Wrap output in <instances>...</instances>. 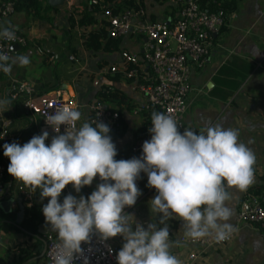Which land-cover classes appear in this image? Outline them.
Wrapping results in <instances>:
<instances>
[{
  "label": "crops",
  "instance_id": "obj_1",
  "mask_svg": "<svg viewBox=\"0 0 264 264\" xmlns=\"http://www.w3.org/2000/svg\"><path fill=\"white\" fill-rule=\"evenodd\" d=\"M136 3L143 9L142 19L166 22L174 19L176 10L168 0L124 1L121 7ZM50 7L54 9L48 20L21 9L14 10L3 21L26 37L25 44H16L18 48L12 49L8 72L0 73V120L7 121L8 135L19 141L4 140L10 145L12 167L4 172V193L0 200L11 198V201L5 209L0 206V222H10L17 228H21L26 201L15 191V167L29 165L31 205L42 201L41 197L33 196L32 188L38 183L40 168V155L33 138L40 135L41 121L37 114L25 112L19 98L9 97L12 79L27 80L38 93L59 94L77 105L81 145L71 174L76 194H83L81 180L97 188L114 179L109 168L126 156L145 121L146 112L139 110L144 97L136 87L149 73L142 58L145 37L128 33L118 37L117 43L107 49L84 48L80 31H96L104 25L106 32L107 20L102 12H95L94 21L79 28L69 25L67 16L71 14L76 19L83 8L90 7L88 0H64L63 4ZM213 37L205 63L201 67L190 66L189 89L182 114L185 129L200 137L199 145L183 152L172 138L168 144L160 146L156 176H143L140 198L124 217L126 225V220L138 215V202L147 198L149 214L142 216L137 228L145 227L155 238L149 242L139 234L137 245L146 248L149 264H156L157 259L165 255H173L180 264H187L190 252L195 254L191 264H260L262 260L260 227L241 220L236 213L243 192H260L264 188V0H236L233 9L225 13L222 28ZM99 40L103 45L105 39ZM121 49L137 55L134 78H126L119 71L103 70L110 65L120 66ZM69 52L76 56V61L67 58ZM109 91L122 97H109ZM92 102L116 110L117 125L107 129L102 124H92L88 107ZM121 127L122 131L117 134ZM215 175L223 177L224 193L215 189ZM57 193L61 200L55 196L56 199L66 203L64 196L58 190ZM199 194H204L213 205L202 215L193 211ZM99 202L88 200L89 211ZM19 204L23 211L16 225L13 221ZM10 212L14 213L13 220L4 216ZM206 230H227L229 236L213 247L177 240L181 234ZM116 233L111 236L115 247ZM38 236L42 234L37 229L34 233L0 229V264H40L41 249L22 258L36 250L33 243ZM116 252L120 260L117 247ZM137 255L133 264H140L138 262L144 259L138 252Z\"/></svg>",
  "mask_w": 264,
  "mask_h": 264
},
{
  "label": "built area",
  "instance_id": "obj_2",
  "mask_svg": "<svg viewBox=\"0 0 264 264\" xmlns=\"http://www.w3.org/2000/svg\"><path fill=\"white\" fill-rule=\"evenodd\" d=\"M94 5L99 0H88ZM175 8L171 22L142 19L143 9L139 3L133 6L119 5L116 10L107 4L102 15L107 20V35L118 38L128 33L145 37L142 58L149 68L143 80L136 83L144 97L145 121L130 143L122 161L109 168L112 177L122 179L114 192L103 195L101 202L108 205L109 213L95 220L88 209L83 194L73 192L71 174L77 162L80 149L77 117L80 112L73 100L59 94L37 92L35 86L24 79L10 81L8 95L19 98L25 112L40 117V135L33 139L39 153L38 164L47 167L56 189L65 198L68 208L66 223L61 238L55 231H44L42 261L40 264H117L118 255L112 242L121 228L127 210L139 200L143 176L154 178L159 168V147L176 139L183 152L198 147L200 137L189 133L182 121L189 89L190 66L201 67L208 58L210 42L224 24L225 13L221 9L207 10L200 0H168ZM14 12V0H0V72H8V57L14 44H25L26 37L18 30L3 24L5 18ZM120 66L110 65L104 71L121 72L126 78L137 75V55L125 49L118 53ZM67 58H77L69 52ZM96 83V81H94ZM89 121L112 129L118 123L116 110L100 102L88 105ZM0 139L19 142L8 135L6 120H0ZM6 170L0 163V195L4 193L3 175ZM27 163L15 167L17 181L15 191L31 205V181ZM237 216L241 220L260 227L264 264V188L260 192H243L237 202ZM229 231H193L178 236V241L213 247L222 244ZM195 257L188 254L189 262ZM156 264H180L175 256L165 255Z\"/></svg>",
  "mask_w": 264,
  "mask_h": 264
},
{
  "label": "trees",
  "instance_id": "obj_3",
  "mask_svg": "<svg viewBox=\"0 0 264 264\" xmlns=\"http://www.w3.org/2000/svg\"><path fill=\"white\" fill-rule=\"evenodd\" d=\"M124 1L131 2L133 0H99L97 4L91 5L90 7L83 8V10L79 13V16L75 19L71 14L67 16V20L69 25H76L79 28H85L88 24L94 21V13L101 11L102 9L107 7V4L113 6V10H116L119 5L123 4ZM236 0H200V5L207 10H217L221 9L224 13L230 12ZM24 9L28 12H31L33 15L43 19H50V11L53 10V7L48 6L45 3V0H14V10ZM223 25V24H222ZM220 26L219 30L222 28ZM82 30V29H81ZM102 31V32H101ZM80 35L83 38L82 46L84 48H92V49H107L108 46H114L118 38H112L106 35L104 25L101 26L96 31L87 30L80 31ZM104 38L105 41L103 45H100L99 39ZM214 37H212V40ZM211 40V41H212ZM1 73V72H0ZM109 97L117 96L120 99L122 96L119 95L115 91H109L107 93ZM122 131V127L116 132L119 134ZM195 135V134H194ZM10 145L6 143L4 140L0 139V163L4 164L6 168H11V152L9 150ZM97 167L100 169V165L97 164ZM104 185H101L97 188H91L88 184H86L83 180H81L80 191L84 194L87 200H99L98 204H94L92 209H90V213L92 217L97 220L106 216L110 208L105 203L101 202L103 195L107 193L114 192L116 189L120 187L122 184V179L115 178ZM222 176L215 175L213 179L214 187L218 192L224 193L225 189L222 184ZM33 196L41 197L42 201L40 203H33L31 206L26 207L21 218V228H17L15 225L10 222H0V229L2 231H8L10 229H14V231H22L24 233H34L37 229V225L40 222L47 221L48 218L53 215L54 209L49 203V199L55 195L57 196V189L55 184L51 179V172L47 167L41 166L38 172V183L33 187ZM57 198H59L57 196ZM59 200H61L59 198ZM211 201L204 195L199 194L195 201V206L193 211L197 215H202L209 212L212 208ZM4 216L7 219L13 220L14 213H6ZM59 237L65 238L66 234L64 232L55 231ZM36 245V250L34 252H28L23 255L22 258L26 256H32L41 249V241L39 239H35L34 243ZM37 244L39 246H37ZM135 254H127L120 257L117 264H133V258Z\"/></svg>",
  "mask_w": 264,
  "mask_h": 264
},
{
  "label": "rangeland",
  "instance_id": "obj_4",
  "mask_svg": "<svg viewBox=\"0 0 264 264\" xmlns=\"http://www.w3.org/2000/svg\"><path fill=\"white\" fill-rule=\"evenodd\" d=\"M146 201L147 198H144L140 202H138L137 208L140 210L138 215L129 220H126L127 221L126 225L124 224L123 221L122 227L118 229L114 237V242L116 244L120 256H122V254H131V255L135 254L137 258L138 257L137 252H138L144 258L140 262H138L137 259L135 260V263L138 262L140 264H149L150 261L148 255H146V248L145 247L139 248V246L137 245V241H139L138 239L139 237L137 236L141 234V236H143V238L145 240H148L149 242H152L155 238L154 235L149 234L151 232L149 231L147 232V230H144L145 227H142V229L137 228V225L140 222L139 220L142 218V216L143 215L147 216L149 214V208Z\"/></svg>",
  "mask_w": 264,
  "mask_h": 264
},
{
  "label": "water",
  "instance_id": "obj_5",
  "mask_svg": "<svg viewBox=\"0 0 264 264\" xmlns=\"http://www.w3.org/2000/svg\"><path fill=\"white\" fill-rule=\"evenodd\" d=\"M64 0H45V3L48 6H58L63 4ZM215 36V34H213ZM12 49L18 48V45L14 44L11 46ZM73 87L76 88V84H73ZM11 201V198L6 199V200H0V206L5 209L7 208L8 203ZM50 205L53 207L55 213L54 215L50 216L47 221L40 222L37 225V232L39 234H42L44 231H63L64 229V224L66 223V216L68 212L67 205L65 203H61L58 199H56L55 195H53L49 199ZM19 210L15 213V218L13 223L17 224V221L19 220L20 215L22 214L23 208L22 205L19 204ZM40 241L42 242L41 244V251L39 253V256L42 255L43 252V246L44 242L42 237L38 236Z\"/></svg>",
  "mask_w": 264,
  "mask_h": 264
},
{
  "label": "clouds",
  "instance_id": "obj_6",
  "mask_svg": "<svg viewBox=\"0 0 264 264\" xmlns=\"http://www.w3.org/2000/svg\"><path fill=\"white\" fill-rule=\"evenodd\" d=\"M66 204V203H65Z\"/></svg>",
  "mask_w": 264,
  "mask_h": 264
}]
</instances>
